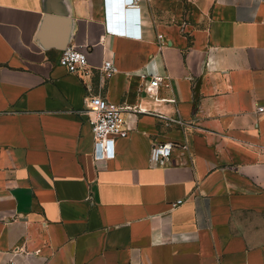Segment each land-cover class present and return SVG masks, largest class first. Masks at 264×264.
<instances>
[{"label":"crops","instance_id":"obj_1","mask_svg":"<svg viewBox=\"0 0 264 264\" xmlns=\"http://www.w3.org/2000/svg\"><path fill=\"white\" fill-rule=\"evenodd\" d=\"M111 2L0 0V264H264V0L132 2L143 38L109 29L134 30ZM71 44L88 74L60 64ZM90 94L142 108L114 158Z\"/></svg>","mask_w":264,"mask_h":264},{"label":"built area","instance_id":"obj_2","mask_svg":"<svg viewBox=\"0 0 264 264\" xmlns=\"http://www.w3.org/2000/svg\"><path fill=\"white\" fill-rule=\"evenodd\" d=\"M143 0H127L128 3L140 4ZM138 12V19L133 24V29L130 30L126 24L115 26L110 21L109 29H121L123 27V33L128 36H135L143 38V18L140 15V8L135 7ZM114 21H119L117 17L112 13ZM110 19V18H109ZM141 21V22H140ZM136 30V31H135ZM159 38L162 39L163 35L159 34ZM60 64L65 66L70 72H79L82 74L89 73V60L88 55L81 46L68 45L62 50L60 56ZM102 70L108 76L118 71L117 65L112 59L105 60L102 65ZM151 83L155 85L165 84L169 86V81L164 76H153ZM142 110L140 107L131 106L129 104H117L106 97L99 94H90L87 97L85 112L88 114V119L92 126V131L95 140L94 156L97 160L114 158L116 155V140L118 138L127 137L130 133V126L128 125L125 117L127 110ZM256 112L258 114H264V103H258L256 105ZM176 142L172 140L154 143L150 150V162L154 166H165L170 164L171 157L174 149L176 148ZM183 148L188 149V144L184 143ZM181 201L175 202L174 205ZM23 250L18 249L16 253H20ZM5 264H17L14 258L10 259Z\"/></svg>","mask_w":264,"mask_h":264},{"label":"water","instance_id":"obj_3","mask_svg":"<svg viewBox=\"0 0 264 264\" xmlns=\"http://www.w3.org/2000/svg\"><path fill=\"white\" fill-rule=\"evenodd\" d=\"M111 3L118 20L124 19L125 23H127L132 19L134 24L137 22V10L133 3H128L127 0H112Z\"/></svg>","mask_w":264,"mask_h":264}]
</instances>
